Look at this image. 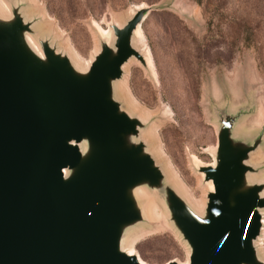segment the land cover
<instances>
[{"label": "water", "instance_id": "1", "mask_svg": "<svg viewBox=\"0 0 264 264\" xmlns=\"http://www.w3.org/2000/svg\"><path fill=\"white\" fill-rule=\"evenodd\" d=\"M150 11L112 26L113 45L103 43L86 71L47 41L38 54L19 8L0 17V264H142L121 248L126 230L143 220L140 187L164 191L188 264H264L255 247L264 184L250 182L256 170L247 164L261 139L237 141L235 119L220 121L215 165L199 169L212 191L198 215L164 186L135 141L144 125L114 98L123 65H146L132 38Z\"/></svg>", "mask_w": 264, "mask_h": 264}, {"label": "rangeland", "instance_id": "2", "mask_svg": "<svg viewBox=\"0 0 264 264\" xmlns=\"http://www.w3.org/2000/svg\"><path fill=\"white\" fill-rule=\"evenodd\" d=\"M147 7L152 11L132 38L146 65L135 58L123 65L114 98L144 125L135 141L144 143L164 186L203 215L212 184L199 169L215 165L226 116L235 119V140L261 139L247 164L256 170L250 182L264 184V0H0V17L19 8L38 54L39 41H47L86 71L103 43L113 45L111 27ZM134 193L143 220L126 230L122 250L142 264H188L190 249L170 219L164 191ZM261 214L255 247L264 262Z\"/></svg>", "mask_w": 264, "mask_h": 264}]
</instances>
